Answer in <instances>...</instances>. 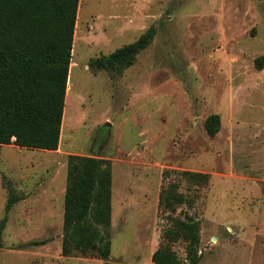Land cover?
<instances>
[{"label":"rangeland","instance_id":"rangeland-1","mask_svg":"<svg viewBox=\"0 0 264 264\" xmlns=\"http://www.w3.org/2000/svg\"><path fill=\"white\" fill-rule=\"evenodd\" d=\"M82 3L58 151L1 147L0 264H154L163 249L189 264L179 222L198 224L199 264H264V67L255 66L264 0ZM151 27L157 35L133 66L89 67ZM215 115L221 128L211 137L205 123ZM73 156L111 167L106 260L62 254ZM168 190L185 196L174 210L161 204ZM11 191L22 200L6 214Z\"/></svg>","mask_w":264,"mask_h":264},{"label":"trees","instance_id":"trees-1","mask_svg":"<svg viewBox=\"0 0 264 264\" xmlns=\"http://www.w3.org/2000/svg\"><path fill=\"white\" fill-rule=\"evenodd\" d=\"M80 0H0V152L2 146L56 152L60 146L68 77ZM157 31L148 29L137 41L108 56L92 60L93 71H114L133 66L136 57L154 41ZM264 67V57L256 60ZM221 128L218 115L211 116L205 130L215 137ZM182 176L206 184L208 176L183 172ZM112 172L108 161L73 156L69 159L64 204L62 254L94 252L110 256L109 229L112 215ZM22 200L10 192L5 212ZM185 196L168 190L164 208L174 210ZM7 215L0 224V233ZM188 242L187 262L199 264L198 224L179 222ZM38 246L39 243H34ZM154 264H182L169 250L153 255Z\"/></svg>","mask_w":264,"mask_h":264},{"label":"bare ground","instance_id":"bare-ground-1","mask_svg":"<svg viewBox=\"0 0 264 264\" xmlns=\"http://www.w3.org/2000/svg\"><path fill=\"white\" fill-rule=\"evenodd\" d=\"M82 1L83 0H80V5H79V11H78V13L80 14L81 13V4H83L82 3ZM79 14H78V18H79ZM78 28V27H77ZM76 40V39H75ZM73 53H74V47H73V52H72V55H73ZM72 66H74V65H72ZM71 69V68H70ZM71 85V82H70V79H69V81H68V89H67V93L69 94L70 93V88H69V86ZM68 94H67V96H66V102H65V104H66V106H67V99H68ZM66 106H65V112H64V119H63V126H62V135H63V133H64V128H65V119H66ZM62 135H61V138H62ZM11 148L13 147V146H10ZM51 153V152H50Z\"/></svg>","mask_w":264,"mask_h":264}]
</instances>
